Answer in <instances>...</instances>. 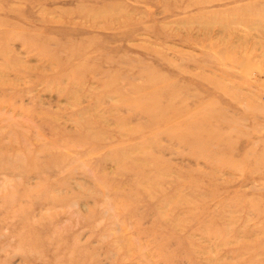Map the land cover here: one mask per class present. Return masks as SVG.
I'll list each match as a JSON object with an SVG mask.
<instances>
[{
	"label": "rangeland",
	"instance_id": "rangeland-1",
	"mask_svg": "<svg viewBox=\"0 0 264 264\" xmlns=\"http://www.w3.org/2000/svg\"><path fill=\"white\" fill-rule=\"evenodd\" d=\"M0 264H264V0H0Z\"/></svg>",
	"mask_w": 264,
	"mask_h": 264
}]
</instances>
